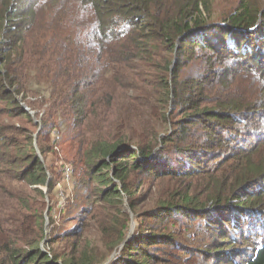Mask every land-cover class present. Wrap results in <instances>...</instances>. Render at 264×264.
<instances>
[{
  "label": "trees",
  "instance_id": "1",
  "mask_svg": "<svg viewBox=\"0 0 264 264\" xmlns=\"http://www.w3.org/2000/svg\"><path fill=\"white\" fill-rule=\"evenodd\" d=\"M212 11L211 0H0V197L16 213L0 219L1 264H264V8L243 0L226 24ZM38 96L49 107L35 124ZM21 118L32 128L11 124ZM66 125L85 208L46 251L47 223L12 191L67 184L55 135ZM131 213L134 239L110 260Z\"/></svg>",
  "mask_w": 264,
  "mask_h": 264
},
{
  "label": "rangeland",
  "instance_id": "2",
  "mask_svg": "<svg viewBox=\"0 0 264 264\" xmlns=\"http://www.w3.org/2000/svg\"><path fill=\"white\" fill-rule=\"evenodd\" d=\"M211 1L213 2V11H212L213 21L217 22L219 24H226L227 23L226 21L229 19V16L240 7L241 1H243V0H211ZM248 1L254 3L256 5V7L264 8V0H248ZM243 85L248 86V82L243 81ZM46 99L48 102L50 100V97L48 96ZM30 101L31 102H40V103L44 104V101L42 100V97H40V96L31 97ZM48 107H49L48 103L44 104L43 107H41L38 110V117L34 115V123L35 124H37L36 122L42 123L45 120ZM32 113L35 114L36 112H32ZM11 124L15 125L16 127L24 126L26 128H32L29 121L28 120L26 121L24 118L12 120ZM40 126H41V124H40ZM38 133H39V129L35 130L36 140L38 138ZM60 133H61L60 134V140H57V143H56V144L60 143L59 144V151H58L60 162L58 164L60 166L65 165V168L67 166L72 167L73 160L75 157V153H74V150L71 146V142L69 141L70 137H69L67 125L64 126V128L60 131ZM78 173L76 175H78ZM64 177H65V175H64ZM62 185L63 186H60L58 184L57 190L56 191L52 190L51 192L46 187H43V188L40 187L41 190H43V192H44L43 196H41L38 192L35 191L36 187H28V186H26L25 183H21V182L17 183L14 190L12 191V193L14 195H26V194L29 195L31 200H32V203H34V205L36 206L39 214L42 215L44 221L47 223L48 227L46 230L49 233V238L47 240L46 245L43 248L46 251H49L50 248L53 247V246L49 247V243H48V241H51L50 240L52 238L51 236H62V234L68 230H73V231L78 230V227H79V225H78L79 210H82L83 208H85L83 197L87 194V192L82 190L81 187H79L78 190H74V188H75L74 182L68 181L66 185H64V184H62ZM68 196H70V197L72 196L71 199H73V201L76 202L78 207L74 208V210H72V211L67 210V212H65V213L62 212V216H61L60 211L63 210L62 199H65ZM14 205H15L14 201H11V203H9L5 199V197H0V219L10 222L11 218L16 216V213L12 208ZM54 205L56 206V210L54 211L55 222L52 221V217L50 215V210ZM126 207H128V206H126ZM129 211L130 210H125V212H127V213ZM100 217H102V212H100ZM130 220H131V223H132V220L135 222V230L133 232L132 237H130L129 242H131L134 239V235H135V232L137 229V223L135 221L133 213H131ZM183 222L185 224L188 223L186 220H184ZM91 223L93 224L94 222H91ZM131 223H130L129 230L127 231V238L126 239H128V236L131 234ZM28 224L31 225V221H29ZM185 237H186L187 241H189L192 244L194 243L195 237L193 235V232H189V233L185 234ZM26 239L29 240L30 237H26ZM96 239H97V233L92 232L88 236L87 246L91 241H94ZM96 244L99 246V250H101L103 248L102 243L101 244L96 243ZM58 246H60V245H58ZM66 250L69 251L68 248L66 249L64 247V245H61V252H65ZM114 253H116V252H114ZM114 253L110 255L109 259H111L112 255H114ZM120 254H121V251H119V252L117 251L116 257H119ZM175 254L179 255L180 253L175 252ZM100 256L101 255L99 254V257ZM198 256H200L199 253H198ZM5 258H6V253L0 254V264H1V260H4ZM195 263H196V260L193 259V262L190 264H195ZM100 264H103V263H100ZM198 264H205V263L203 262L202 259H200L198 261Z\"/></svg>",
  "mask_w": 264,
  "mask_h": 264
},
{
  "label": "water",
  "instance_id": "3",
  "mask_svg": "<svg viewBox=\"0 0 264 264\" xmlns=\"http://www.w3.org/2000/svg\"><path fill=\"white\" fill-rule=\"evenodd\" d=\"M173 69H174V67H172V70H173ZM18 100H19L20 102H22V99H21V98H19ZM24 109H25L26 111H29V108H28L26 105H24ZM172 109H173V108L171 107V110H172ZM31 114L34 115V113H32V112H31ZM35 122H36V121H35ZM40 128H41V127H40ZM34 145H35V148H36V150H37V152H38V156L41 158L42 155H41L40 150H39V148H38V146H37L36 136H35V144H34ZM42 160H43V159H42ZM49 179H50V177H49ZM46 188H47V187H46ZM125 206H127V204H126ZM132 217H133V216H132ZM45 227H46L45 229H47L48 225H46ZM134 230H135V222L132 220V223H131V234L128 236V239H127V240L121 245L119 251H121V250L124 248V246H125L127 243H129L130 237H132ZM48 238H49V233H48V231L46 230V237H45V240H44L43 243H42V248H44V246L46 245ZM119 251H118V252H119ZM116 256H117V252L114 253V255H112V257H111L110 260H113ZM108 263H110V262H108Z\"/></svg>",
  "mask_w": 264,
  "mask_h": 264
},
{
  "label": "built area",
  "instance_id": "4",
  "mask_svg": "<svg viewBox=\"0 0 264 264\" xmlns=\"http://www.w3.org/2000/svg\"><path fill=\"white\" fill-rule=\"evenodd\" d=\"M55 135L57 136V139L60 140V135L55 132ZM64 175L67 181H70V176L72 175V168L70 166H67L64 171Z\"/></svg>",
  "mask_w": 264,
  "mask_h": 264
}]
</instances>
